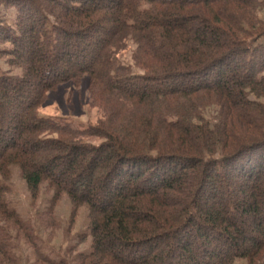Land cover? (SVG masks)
Instances as JSON below:
<instances>
[{
  "label": "trees",
  "instance_id": "trees-1",
  "mask_svg": "<svg viewBox=\"0 0 264 264\" xmlns=\"http://www.w3.org/2000/svg\"><path fill=\"white\" fill-rule=\"evenodd\" d=\"M17 5L0 23L22 69L0 65V259L19 261L10 226L34 242L7 200L17 168L34 200L53 191L49 214L64 194L72 218L90 209L78 264H264V0ZM86 77L95 124L39 114Z\"/></svg>",
  "mask_w": 264,
  "mask_h": 264
},
{
  "label": "rangeland",
  "instance_id": "rangeland-1",
  "mask_svg": "<svg viewBox=\"0 0 264 264\" xmlns=\"http://www.w3.org/2000/svg\"><path fill=\"white\" fill-rule=\"evenodd\" d=\"M9 5L0 4V23L7 20L11 27L17 20L18 5L26 0H9ZM16 3V4H15ZM264 18V10L260 13ZM7 24V23H6ZM264 37L259 41H263ZM135 46L131 43L128 50L122 56L127 65L133 66V71L143 73L134 67L133 51ZM3 71L20 75L22 69L14 67L6 60L0 58ZM89 91V79L86 77L80 84L66 83L56 89L48 91L44 102L39 107V114L55 118L62 123H69L75 127H83L95 124L99 118L98 108L91 104ZM212 118L211 112L207 114ZM93 143H100L102 139L91 137ZM10 192L7 200L21 216L30 223L34 233V242L17 228L10 226L12 232L17 235L15 239V257L19 260L17 264H56L66 261L69 264H78L82 252H89L92 247V237L83 234L88 231L90 209L87 206L79 208L75 218H72L73 204L70 197L64 194L53 214L48 213L50 199L53 191L44 185L38 199L34 200L28 189L26 181L22 178L20 170L15 169L10 181ZM4 222L0 217V224ZM35 243V244H34ZM1 264H10V261ZM66 262H62L66 264ZM61 263V264H62ZM234 264H249L246 259L237 258Z\"/></svg>",
  "mask_w": 264,
  "mask_h": 264
}]
</instances>
